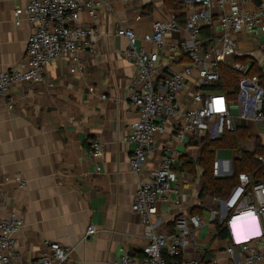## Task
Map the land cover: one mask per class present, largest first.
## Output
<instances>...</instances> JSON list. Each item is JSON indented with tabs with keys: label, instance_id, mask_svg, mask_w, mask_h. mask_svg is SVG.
<instances>
[{
	"label": "crops",
	"instance_id": "crops-1",
	"mask_svg": "<svg viewBox=\"0 0 264 264\" xmlns=\"http://www.w3.org/2000/svg\"><path fill=\"white\" fill-rule=\"evenodd\" d=\"M27 1L0 0V73L23 64L32 26L24 18L17 25L15 11ZM108 1L112 8L97 19L82 15L84 27L100 32L93 49L80 53L82 72L73 74L70 55H63L47 67L42 81L16 84L9 100L0 98V217L15 213L23 219L24 226L14 237L24 262L36 260L47 240L70 249L68 264H115L123 252L142 257L148 244L141 217L132 211L135 191L148 168L141 177L133 173V145L126 142L130 125L139 119L130 104L137 68L125 58L128 40L119 37L117 30L122 26L134 29L141 44L155 20L174 18L176 13L166 8L164 0L130 5ZM255 1L248 6L250 10L260 0ZM184 38L185 33L172 40ZM237 57L248 58V70L251 61L264 70L262 27L242 31L234 60ZM165 59L161 56V61ZM233 112L237 115L238 109L234 107ZM235 124L247 130V143L252 144V148L244 145L248 150L254 149L257 139L264 147L261 125L239 118ZM95 139L105 144L102 155L90 151ZM164 139L159 138L158 150ZM176 146L192 155V149ZM238 156V151L229 149L216 154V158L231 161ZM21 180L27 181L26 187L20 185ZM185 183L191 212L201 202L196 187ZM209 206L207 201L202 205L196 245L187 246L185 257L200 258L203 264H212L216 258L246 264L243 255L232 259L227 253L229 236L217 234ZM159 210L169 224L177 214L167 203L160 204ZM92 225L97 231L87 236ZM258 246L264 251V242Z\"/></svg>",
	"mask_w": 264,
	"mask_h": 264
},
{
	"label": "built area",
	"instance_id": "built-area-1",
	"mask_svg": "<svg viewBox=\"0 0 264 264\" xmlns=\"http://www.w3.org/2000/svg\"><path fill=\"white\" fill-rule=\"evenodd\" d=\"M118 1L130 5L142 0ZM255 4V0H193L183 22L174 18L155 20L141 44L134 29L122 26L117 30L119 37L128 40L125 58L137 68L130 104L139 119L130 125L126 142L133 145V173L141 177L148 168L132 204V211L141 217L148 244L142 257L123 252L115 264H203L200 258L185 257L187 246L196 245L202 219L188 211L190 201L183 180L188 173L181 168V157L187 151L176 144L187 148L194 138L219 139L236 128V118L253 120L264 128V87L259 76L247 74V65L234 60L242 31L250 27L264 30V0L255 9L248 8ZM111 8L108 0H28L24 8H17L16 24L24 18L32 31L23 64L0 73V98L9 100L16 84L42 81L47 66L63 55H70L73 74L82 72L80 53L92 50L100 36L98 29L83 26L82 15L97 19ZM206 29L212 36H204ZM183 33L186 38L172 40ZM161 56L166 59L161 61ZM227 63L241 73L234 100L223 92L204 88L220 81V65ZM8 106L12 108V102ZM160 137L165 139L158 150ZM104 150L101 140L91 141L93 154L102 155ZM257 158L264 165V156ZM213 173L219 177L233 175L232 161L216 158ZM20 185L26 187L27 181L21 180ZM162 203L177 211L170 224L159 210ZM212 203L218 207L210 209V222L228 229L230 257L240 254L246 264H262L264 251L258 245L264 242V179L254 182L250 174L239 173L237 184L227 196L215 197ZM23 226V219L15 213L0 217V264L70 262V249L48 240L36 260H21L14 235ZM96 231L92 225L87 236ZM212 264L234 263L216 258Z\"/></svg>",
	"mask_w": 264,
	"mask_h": 264
},
{
	"label": "trees",
	"instance_id": "trees-1",
	"mask_svg": "<svg viewBox=\"0 0 264 264\" xmlns=\"http://www.w3.org/2000/svg\"><path fill=\"white\" fill-rule=\"evenodd\" d=\"M164 4L168 10L174 11L176 14L174 19L183 22L185 16L192 6L181 2L180 0H164ZM206 38L212 36V31L206 29L203 32ZM204 37V38H205ZM211 42L208 43V45ZM184 60H186L184 58ZM236 61L243 64L248 63V58L237 57ZM250 68L247 74L249 76L257 75L260 78L261 84L264 87V70L257 65V62H249ZM221 79L219 82L205 86V89L223 92L228 99L234 100L237 97L239 90V81L241 73L234 70L230 64L220 65ZM250 136L246 129L235 128L232 131L225 132L219 139H211L210 137L201 139H191L186 146L188 149L198 150L196 158L189 154H183L181 157L182 169L192 175L196 179L201 180V187L198 189V199L201 202L200 206H195L191 209V213H201L202 205L209 199L215 197H226L234 185L238 182L239 173L246 172L253 177V181L264 179V165L258 160L257 156H264V147L257 139L253 150H248L244 145L249 142ZM220 149L236 150L239 156L232 161L233 175L219 177L213 173V164L216 160L217 151ZM218 207L212 203L209 207ZM217 234L221 237L229 236V231L226 227L215 223ZM221 261V260H220ZM224 262V261H221ZM207 264H211L207 263Z\"/></svg>",
	"mask_w": 264,
	"mask_h": 264
},
{
	"label": "rangeland",
	"instance_id": "rangeland-1",
	"mask_svg": "<svg viewBox=\"0 0 264 264\" xmlns=\"http://www.w3.org/2000/svg\"><path fill=\"white\" fill-rule=\"evenodd\" d=\"M145 10H147V9H145ZM144 14H145V12H144ZM218 31H219V29H218ZM54 62V61H53ZM50 65V64H49ZM48 65V66H49ZM47 66V67H48ZM13 68V67H12ZM245 146L246 147H248V148H252V144H251V142L248 144V143H246L245 144ZM197 153H198V150L197 149H195V150H192L191 151V154L193 155V154H195L196 156H197ZM228 160H231V159H228ZM183 180H184V186L186 185V183H185V181L186 182H191V184H193L194 186L193 187H196V190H198V189H200V187H201V180H200V178L199 179H197V181H195V177H193L192 175H183ZM207 204L208 205H211L212 204V202L208 199L207 200Z\"/></svg>",
	"mask_w": 264,
	"mask_h": 264
},
{
	"label": "water",
	"instance_id": "water-1",
	"mask_svg": "<svg viewBox=\"0 0 264 264\" xmlns=\"http://www.w3.org/2000/svg\"><path fill=\"white\" fill-rule=\"evenodd\" d=\"M238 230H239V231H243V230H241V228L239 229V227H238Z\"/></svg>",
	"mask_w": 264,
	"mask_h": 264
}]
</instances>
